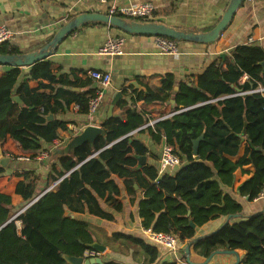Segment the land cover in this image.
Segmentation results:
<instances>
[{
	"label": "trees",
	"instance_id": "trees-1",
	"mask_svg": "<svg viewBox=\"0 0 264 264\" xmlns=\"http://www.w3.org/2000/svg\"><path fill=\"white\" fill-rule=\"evenodd\" d=\"M20 52L8 41L0 44V53ZM225 58V67L209 64L198 75L196 85L181 82L174 93L177 112L147 127L155 142L170 144L179 155L178 170L159 173L152 164L135 169L138 160L134 154L145 155L148 149L131 134L146 121L135 108L137 101L166 102L172 95L174 77L168 74L160 89H125L117 102L124 117L105 119L101 123L105 138L98 136L93 143L79 145L72 156H60L59 169L53 164L49 172L52 182L58 181L54 187L38 196L34 179L23 173L15 193L24 205L30 204L21 212L14 209L10 195L0 192V264H69L63 254L80 256L86 248L92 249L88 246L93 241L91 226L71 214L87 210L113 220L122 203L112 175L122 178L130 193L135 192L134 183L143 188L138 203L143 228L173 233L186 244L206 222L236 216L211 234L195 239L191 247L196 254L208 257L228 245L244 250L239 264H264V206L240 218L241 204L222 189V185L231 186L235 170L247 164L254 172L238 185L239 194L253 200L264 188V92H249L264 87V48L238 44ZM242 76L246 79L240 83ZM30 80L38 81L39 86L31 88ZM77 80L74 74L71 78L57 76L48 58L36 62L26 73L21 67L6 66L0 76V144L9 136L21 150L32 154L51 144L67 123L48 116L63 112L71 103L86 113L95 94V89L79 92L67 87L90 83V79L79 84ZM15 95L22 103L13 100ZM244 116L247 124L241 140L237 134L243 129ZM200 135L194 154L193 140ZM242 142V155L231 160L229 156L239 153ZM98 199H104L112 211L103 209ZM112 238L140 247L148 263L158 258L159 249L144 238L125 233H115ZM101 258L102 263L93 264H124ZM160 264L179 263L164 260Z\"/></svg>",
	"mask_w": 264,
	"mask_h": 264
},
{
	"label": "crops",
	"instance_id": "crops-1",
	"mask_svg": "<svg viewBox=\"0 0 264 264\" xmlns=\"http://www.w3.org/2000/svg\"><path fill=\"white\" fill-rule=\"evenodd\" d=\"M143 1H151L155 5L152 19L179 29L193 31H205L212 27L221 17L229 2V0H106L104 2L99 0H0V25H6L13 32L12 37L7 40L10 44L19 47L23 52H27L43 47L59 26L73 15L83 12L107 13L111 5L122 6ZM110 36L124 39L122 54L104 55L99 53L100 47ZM157 39V36L154 35L127 34L104 23H89L71 32L57 46L55 52L47 57L52 62V69L57 76L67 75L71 78L74 74L79 78L78 84L90 79L89 84L67 86L74 91L96 90L99 87L97 81L88 75L87 71L90 69L109 71L111 83L104 89L103 100L95 114L81 113L73 107L74 103H71L63 112L52 115V118L66 121L67 124L66 128L58 130L59 146L51 149L53 142L44 145L42 150H49V154L42 160L15 159V155L30 154L31 152L21 150L9 136L2 141L0 144V167L3 168V172L0 174V192L11 196L15 210L21 211L26 207L21 196L15 193L16 184L23 179V173L27 172L30 179H34L36 192L39 195L43 194L55 186L56 181L52 182L49 178V172L53 164H56L59 169V157H57L56 152L66 144L71 136L79 133L88 124L102 126L101 123L110 116L124 117V113H121L123 109H120L117 104L113 107L110 116H108L107 110L115 91L121 90L122 97L125 89L128 92L137 89L133 85L126 86L129 81L135 80L144 87V89L137 90L160 89L163 79L168 74H172L174 77L173 87L176 80L178 81V89L181 82L196 85L198 75L209 64L216 63L226 66L225 57L230 56L234 46L248 43L264 48V0L244 1L236 10L230 24L215 42L178 41L176 52L169 53L160 47ZM222 53L224 57H221ZM21 69L23 72H27L23 67ZM5 70L6 66L0 65V76ZM245 79L246 76H242L240 83ZM28 84L31 88L39 86V82L36 80H30ZM176 91L172 89V95L166 102H144L143 100L136 102V110L144 114L146 121L144 125L133 130L131 134L133 139L141 141L148 149L143 165L152 164L158 168L163 141L155 142L147 127L153 126L158 120L170 117L177 112L174 106V93ZM105 95H107L106 101ZM244 145L242 142L239 153L236 156H229V158L233 161L238 160L243 153ZM136 167L135 169H137ZM166 170L173 172L174 168ZM253 172L252 165H243L235 170L234 181L231 186L222 185L223 192L241 204V215H249L264 206V188L259 196L253 200H248L238 191V185L252 176ZM112 179L120 189L118 199L122 203L121 210L114 212L113 220L100 218L90 214L87 210L83 213L71 214L73 217L86 220L91 226L93 237L106 246L105 252L100 254L101 257L124 264H160L164 260L186 264V255L183 252L185 243L181 244L176 251H167L154 245L159 249V255L152 263H148L146 255L140 249L137 250V248L127 247L123 244L118 247V245L113 244L112 241L115 239L112 238V235L115 233H125L144 238L142 219L138 213V203L143 198L144 193L143 188H139L136 183L133 185L135 192L130 193L127 191L122 178L112 175ZM98 200L103 209L112 211L104 199ZM225 220L226 217L222 216L206 222L197 228L196 235L214 231ZM118 240L116 239V241ZM116 248L122 249L116 250ZM115 250L116 253H114ZM235 251L241 260L245 253L244 250L235 249ZM189 256L196 263L206 259V257L196 254L191 246ZM235 261L236 256L234 254H215L208 264H234Z\"/></svg>",
	"mask_w": 264,
	"mask_h": 264
},
{
	"label": "water",
	"instance_id": "water-1",
	"mask_svg": "<svg viewBox=\"0 0 264 264\" xmlns=\"http://www.w3.org/2000/svg\"><path fill=\"white\" fill-rule=\"evenodd\" d=\"M244 2V0H229L227 6L222 13L221 17L218 21L208 30L205 31H193V30H186V29H179L173 27L167 23L157 20H137V19H128L126 17H122L119 15H109L107 13L101 12H83L76 15L69 17L64 23H62L59 28L54 32L51 39L41 48L27 51V52H20L16 54L10 53H0V65L3 66H18L23 67L26 71H29L32 66L40 61L43 60L55 52L57 46L73 31L77 28H80L83 25L89 23H104L113 28L123 31L124 33L128 34H135V35H154V36H161L170 38L173 40L178 41H190L195 43H212L215 42L221 35V33L226 29V27L230 24L233 15L235 14L236 10L240 7V5ZM221 57H224V54H221ZM262 65H264V60L262 61ZM133 85L134 88L137 89H144L142 85L137 83L135 80L129 81L126 86ZM178 89V81H175V86L173 90L176 91ZM122 95L121 90L115 91L110 99V103L108 105V116L111 115L113 107L117 104L118 100ZM105 101L107 100V95L104 97ZM13 100L21 103V100L18 96H13ZM48 118H52L50 114ZM247 121L244 116V126L240 133L237 135L243 140L245 134V127ZM98 135H105V130L101 125L95 124H88L84 126L79 133L74 134L69 138L65 145L60 147L56 155L57 157L63 155L72 156L75 152V149L84 142L93 143L95 138ZM202 137L200 135L198 138L193 140V153H197V146L198 141ZM105 138V136H104ZM134 156L137 158V169H139L145 163V155H136ZM7 160V159H6ZM79 165V164H78ZM76 165V167L78 166ZM75 167V168H76ZM179 166H175L174 170H178ZM67 174V173H66ZM58 182V181H56ZM42 195V194H40ZM38 195V196H40ZM30 204V203H29ZM27 204L26 207L29 205ZM22 211V210H21ZM19 211V212H21ZM240 216H247V215H240ZM73 217V215H71ZM236 216H227L226 220L223 224H225L230 218H235ZM222 224V225H223ZM190 225L194 227V223L190 221ZM221 225V226H222ZM214 231H209L207 233H203L197 235L195 239L202 238L208 234H211ZM191 240L190 242L186 243L183 252L186 255V264H208L209 260L215 254H234L236 256V261L234 264H239V256L234 249H230L228 245L225 248L218 249L211 253L203 262L196 263L190 259L189 252L190 246L195 240ZM92 249L102 254L106 250V246L98 242L94 237L92 243L88 245ZM62 257L66 260L69 264H93V263H102V258L100 256L84 258L83 255L80 256H70L63 254ZM184 264V263H179Z\"/></svg>",
	"mask_w": 264,
	"mask_h": 264
},
{
	"label": "built area",
	"instance_id": "built-area-1",
	"mask_svg": "<svg viewBox=\"0 0 264 264\" xmlns=\"http://www.w3.org/2000/svg\"><path fill=\"white\" fill-rule=\"evenodd\" d=\"M104 2L106 0H99ZM244 1H255V0H244ZM155 5L151 1H143L128 5H111L107 14L109 15H119L126 18H137L143 20L152 19L154 13ZM13 35L11 29L6 25H0V44L4 41L10 39ZM158 43L160 47L169 53L176 52L177 45L172 39L157 36ZM124 39L122 37H108L103 45L99 49L100 54L104 55H120L123 52ZM88 75L95 81H97L99 87L95 90V94L88 101L87 112L89 115H93L98 110L104 96V89L111 83V73L109 71H101L99 69H90L87 71ZM264 92V87L259 86L256 89L250 90L249 92ZM73 107L78 110V105L73 104ZM53 148L60 145V140L55 138L53 141ZM50 149V150H51ZM49 150H41L35 154H24L15 155V159L28 161L30 159L42 160L47 157ZM12 158V157H11ZM180 165V157L174 152L173 147L163 142L160 148V156L158 161V170L160 173L164 172L166 169L174 168ZM57 182L54 183L56 185ZM144 239L153 245L159 246L167 251H176L179 249L181 242L177 235L167 232L154 231L151 228H143ZM99 255L94 249L86 248L83 251L84 258L96 257Z\"/></svg>",
	"mask_w": 264,
	"mask_h": 264
},
{
	"label": "rangeland",
	"instance_id": "rangeland-1",
	"mask_svg": "<svg viewBox=\"0 0 264 264\" xmlns=\"http://www.w3.org/2000/svg\"><path fill=\"white\" fill-rule=\"evenodd\" d=\"M113 242V244H116V245H118V247H120V244H123V243H121L120 242V240H118V241H112ZM106 243V242H105ZM123 245H125V246H127V247H130V246H132V247H134V248H137V250H141V248L140 247H138V246H135V245H129V244H123ZM120 249H122V248H116V250H120ZM115 250V252L114 253H116L117 251ZM142 251V250H141ZM113 252V251H112ZM143 252V251H142Z\"/></svg>",
	"mask_w": 264,
	"mask_h": 264
}]
</instances>
